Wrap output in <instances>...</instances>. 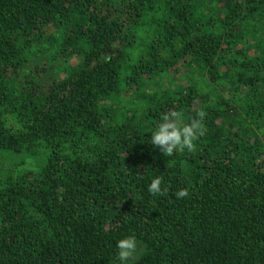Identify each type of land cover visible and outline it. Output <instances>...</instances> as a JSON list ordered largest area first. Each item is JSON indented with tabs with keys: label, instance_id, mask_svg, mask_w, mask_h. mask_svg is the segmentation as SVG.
<instances>
[{
	"label": "trees",
	"instance_id": "1",
	"mask_svg": "<svg viewBox=\"0 0 264 264\" xmlns=\"http://www.w3.org/2000/svg\"><path fill=\"white\" fill-rule=\"evenodd\" d=\"M169 109L206 111L194 152L151 144ZM128 236V264H264V0H0V264Z\"/></svg>",
	"mask_w": 264,
	"mask_h": 264
},
{
	"label": "clouds",
	"instance_id": "2",
	"mask_svg": "<svg viewBox=\"0 0 264 264\" xmlns=\"http://www.w3.org/2000/svg\"><path fill=\"white\" fill-rule=\"evenodd\" d=\"M206 115V111L199 110L196 117L186 123L182 112L169 109L161 115V121L151 132V144L158 147L165 157H172L177 151L184 149L194 152L196 150L194 142L204 136L207 131L203 123ZM163 182V175L155 176L148 186L149 193L153 196L164 195L168 189H162ZM175 195L178 199L183 198L188 195V190L181 189ZM116 246L118 249L117 259L120 264H128V261L136 258L138 242L134 236L120 239Z\"/></svg>",
	"mask_w": 264,
	"mask_h": 264
},
{
	"label": "rangeland",
	"instance_id": "3",
	"mask_svg": "<svg viewBox=\"0 0 264 264\" xmlns=\"http://www.w3.org/2000/svg\"><path fill=\"white\" fill-rule=\"evenodd\" d=\"M27 167H28V168H33V164L29 161V162L27 163ZM115 264H120V261L118 260Z\"/></svg>",
	"mask_w": 264,
	"mask_h": 264
}]
</instances>
